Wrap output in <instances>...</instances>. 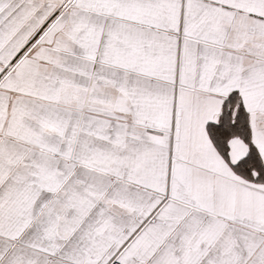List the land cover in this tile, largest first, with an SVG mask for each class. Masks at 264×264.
<instances>
[{"label":"snow or ice","instance_id":"6c2138e0","mask_svg":"<svg viewBox=\"0 0 264 264\" xmlns=\"http://www.w3.org/2000/svg\"><path fill=\"white\" fill-rule=\"evenodd\" d=\"M0 264H264V0H0Z\"/></svg>","mask_w":264,"mask_h":264}]
</instances>
